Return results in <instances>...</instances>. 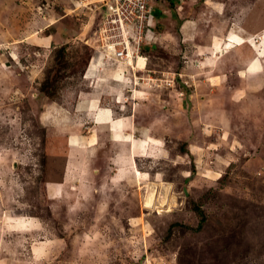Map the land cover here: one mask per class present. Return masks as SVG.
<instances>
[{"label":"rangeland","instance_id":"obj_1","mask_svg":"<svg viewBox=\"0 0 264 264\" xmlns=\"http://www.w3.org/2000/svg\"><path fill=\"white\" fill-rule=\"evenodd\" d=\"M151 5L145 63L92 75L90 7L0 0V264H264V0Z\"/></svg>","mask_w":264,"mask_h":264},{"label":"built area","instance_id":"obj_2","mask_svg":"<svg viewBox=\"0 0 264 264\" xmlns=\"http://www.w3.org/2000/svg\"><path fill=\"white\" fill-rule=\"evenodd\" d=\"M153 0H75L80 7H90L101 19L99 44L89 72H97L109 59L120 63H145L144 44L152 35L155 11ZM104 60V61H103ZM134 63V62H133ZM139 91V90H138ZM137 91V92H138Z\"/></svg>","mask_w":264,"mask_h":264},{"label":"crops","instance_id":"obj_3","mask_svg":"<svg viewBox=\"0 0 264 264\" xmlns=\"http://www.w3.org/2000/svg\"><path fill=\"white\" fill-rule=\"evenodd\" d=\"M143 64V63H141ZM125 121V120H124ZM122 122V120L117 119L113 120L112 122H108L109 124V131L110 134H112L117 141H122V142H127L123 141V138L125 135H128L130 138H132V144L134 145L135 149L134 150H139L141 153H146L147 152V145H151L150 142L154 141V138H159L158 134H162L160 132V127L156 128L157 126L152 127L151 133H146L143 131L144 129H140L138 125L133 124L130 119ZM154 134V135H152ZM156 135V136H155ZM130 142V139H128ZM156 144H160L158 141H154ZM131 143V142H130ZM126 145V143H124Z\"/></svg>","mask_w":264,"mask_h":264},{"label":"bare ground","instance_id":"obj_4","mask_svg":"<svg viewBox=\"0 0 264 264\" xmlns=\"http://www.w3.org/2000/svg\"><path fill=\"white\" fill-rule=\"evenodd\" d=\"M158 186L156 184H150V191L151 192H147L146 196H145V205L146 207H150V208H154L155 207V201H156V198L159 199V205L160 206H164L168 203V196L170 194L169 190H170V187L166 186V185H162V190H161V194L160 196L158 197L157 195V188ZM148 188V189H149ZM157 199V200H158ZM162 210V209H161Z\"/></svg>","mask_w":264,"mask_h":264},{"label":"trees","instance_id":"obj_5","mask_svg":"<svg viewBox=\"0 0 264 264\" xmlns=\"http://www.w3.org/2000/svg\"><path fill=\"white\" fill-rule=\"evenodd\" d=\"M193 209L198 214V216L200 217V226L199 227H201L207 220L206 213L203 210V208L201 206L197 205L196 203H193Z\"/></svg>","mask_w":264,"mask_h":264}]
</instances>
